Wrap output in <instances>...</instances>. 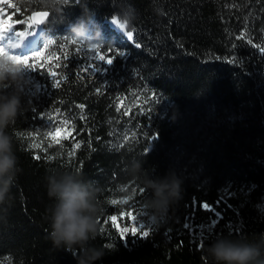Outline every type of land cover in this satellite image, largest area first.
<instances>
[{"label":"trees","instance_id":"trees-1","mask_svg":"<svg viewBox=\"0 0 264 264\" xmlns=\"http://www.w3.org/2000/svg\"><path fill=\"white\" fill-rule=\"evenodd\" d=\"M56 7L60 13L47 18L31 52L13 50H43L46 59L25 73L21 111L6 130L18 171L0 205V264H77L74 254L47 237L53 205L47 178L68 172L91 182L103 204L101 235L89 245L106 243L112 250L95 264H202V247L217 235L264 231V52L252 47L264 46V0H56ZM0 8V17L10 22L35 10L32 0H0ZM82 10L89 34L100 32L101 53H124L111 65L89 59L94 51L81 45L47 55L68 42ZM117 13L132 14L126 32L135 30L133 41L110 26ZM12 27L28 30L23 39L37 28ZM2 29L0 23V35ZM5 40L17 37L9 33ZM48 41L57 43L45 47ZM55 61L61 65L56 78L65 77L60 86L48 75L47 65ZM96 63L100 71L90 74L88 65ZM145 90L154 98L140 115L142 96L131 97ZM77 105H84L83 113ZM65 119L57 145L47 133ZM169 174L182 180L183 198L155 227L140 210L150 195L142 193L143 180ZM109 214L117 216L115 225ZM141 223L150 228L148 237L120 238L118 229Z\"/></svg>","mask_w":264,"mask_h":264},{"label":"clouds","instance_id":"clouds-1","mask_svg":"<svg viewBox=\"0 0 264 264\" xmlns=\"http://www.w3.org/2000/svg\"><path fill=\"white\" fill-rule=\"evenodd\" d=\"M32 3L48 11V17L60 13L56 0H32ZM155 11L157 15L161 14L160 9ZM82 12V18L69 28L65 39L92 51L102 48L100 32L89 34L84 22L88 12ZM114 20L116 23L113 24L122 32L133 25L131 13H117ZM26 72L22 66L13 65L0 57V86H3L0 90L12 89L11 93L0 95V205L6 202L18 171L13 137L6 130L21 111ZM143 185L142 193L150 195L142 200L140 210L147 222L159 227L183 198L182 180L169 174L164 180L145 178ZM46 191L53 201L47 217V237L55 248L74 254L77 264L82 258L85 264H95L96 260L112 250V246L106 243L94 247L89 245L90 241L100 237V220L104 216L99 191L91 182H86L82 174L68 172L59 177L49 176ZM201 250L204 257L202 264H264V231L235 236L219 234L210 246Z\"/></svg>","mask_w":264,"mask_h":264},{"label":"snow or ice","instance_id":"snow-or-ice-1","mask_svg":"<svg viewBox=\"0 0 264 264\" xmlns=\"http://www.w3.org/2000/svg\"><path fill=\"white\" fill-rule=\"evenodd\" d=\"M7 4L11 8L16 7V5H14L12 3H7ZM34 7H35V10L31 11V15L26 14L27 18L24 20L10 22L11 18H9L8 20H4L2 17H0V23L3 24L2 31L4 33V34L0 35V57L6 58L13 65L22 66L28 72H34V71H36V69L38 67L43 66V60L46 59L45 51L41 50L37 53L31 54V55H25V56H20V55L14 54L13 50L17 49L19 47V40H22L25 35L29 34V32H28V30L13 31L12 25H13V23L26 24L28 26V29H29V28H34L33 27L34 25H41V24L45 23L46 18H48V16H49L48 11L40 9L38 6H34ZM0 12H3V8H0ZM112 22L116 23V21L114 19ZM134 32H135V30L125 33L128 41H130V42L133 41ZM9 33H14V35L17 37L16 42H13L11 40H5V37ZM53 43H57V42L48 41V45H46L45 47H48L49 45H52ZM68 46H75V44L73 42H70V41L64 42L63 45L59 49H53L52 51H49L47 53V55L52 56L54 51H59L61 54H63V49L65 47H68ZM135 46L141 47V44L139 42H136ZM252 47L253 48L259 47L260 51L264 52V46H258L256 43H252ZM123 55H124V53L122 51H118L116 49H109L103 53H101L100 49H96L94 51V55H91L88 58L91 60L103 61L104 64L111 65L113 60L116 57L123 56ZM38 60L41 61L40 65L36 64V61H38ZM226 62L227 63H234V61H232V60H227ZM99 64L100 63L88 65V68L90 69V74L98 73L100 71ZM60 66L61 65L59 64V61H55L53 64L47 65V68L49 70L48 75L53 76V84L55 86H60L61 82L65 78L63 73L59 74V79L56 78L57 73H56L55 69L59 68ZM140 87H141V89H143L144 85L141 84ZM99 91H100V89L98 88L97 92H99ZM141 96H142V100H141ZM153 98H154V94L152 96H150L146 90L143 93H133V95L131 97V99L141 100V107L139 109L140 115H143L145 112H147L149 110L148 106L150 105L151 100ZM119 99H121V98L117 97V100H119ZM77 106L81 108V113H83L84 105H77ZM117 111H120V108L118 105H117ZM123 114L124 115L127 114V109L125 110V112ZM81 119H86V117H84L82 114ZM132 119H135V115H133ZM66 123H67V120L65 119L63 124H61L60 126H53L52 130H50L47 133V135L49 137H51V139L57 145H60L61 141L56 139V135L60 133L61 127H63ZM73 130L74 129L69 125L68 126V133L70 134V132ZM65 138H67V137H65ZM48 146L51 147V144ZM75 147L78 148V147H80V145L76 144ZM69 154L71 155V153H69ZM36 158H39V157H36ZM136 192L138 193L139 189H137ZM135 194L136 193H133L132 195L134 196ZM109 203H116V201L112 200V201H109ZM120 203L121 204H127L128 201L121 200ZM129 207H131L130 204H129ZM203 209L207 210V211H213V209H211L210 207H208L206 205L203 206ZM121 214H123V213H121ZM213 214L215 215L214 212H213ZM138 215H141V212L139 209L137 210V214H133L134 224L138 220ZM107 219L111 222L112 225H115L116 221H117V216L109 214L107 216ZM102 222L103 221L101 220V223ZM184 227L186 229H189V230L192 229V225H190L188 223H185ZM141 229H144V230L141 231ZM146 229H148V230H146ZM118 230H119L120 238H123L126 233L131 234V235H139L142 238L148 237L150 235V228L149 227L145 228V225L143 223L139 224V227H136V226L129 227V226L125 225L122 229H118Z\"/></svg>","mask_w":264,"mask_h":264},{"label":"bare ground","instance_id":"bare-ground-1","mask_svg":"<svg viewBox=\"0 0 264 264\" xmlns=\"http://www.w3.org/2000/svg\"><path fill=\"white\" fill-rule=\"evenodd\" d=\"M109 23H110V26H112V27L116 30V32L118 31L119 33H121V35H123V36L127 39V37H126V35H125L126 30L122 32V31H120V30H119V29L113 24V22H109ZM35 33H36V35H35ZM34 35H35V36H34ZM39 37H40V30H36L31 38H29V39H24V40H28V42L26 43V45H30V44H31V45H30V47H31V46H33V45H35V44L37 43ZM24 40H23V41H24ZM35 41H36V42H35ZM34 42H35V43H34Z\"/></svg>","mask_w":264,"mask_h":264},{"label":"rangeland","instance_id":"rangeland-1","mask_svg":"<svg viewBox=\"0 0 264 264\" xmlns=\"http://www.w3.org/2000/svg\"><path fill=\"white\" fill-rule=\"evenodd\" d=\"M35 35H36V33H35ZM35 35H34V36H35ZM27 42H28V40H24V41L21 40V41L19 42V47H18L17 49L21 50V51H22V54H23V52L27 54L28 52H31V50L34 48V47H33L34 45L31 46V47H30L31 44H30V45H26ZM35 42H36V41H35ZM35 42H34V43H35ZM22 54H20V56H25V55H22Z\"/></svg>","mask_w":264,"mask_h":264},{"label":"water","instance_id":"water-1","mask_svg":"<svg viewBox=\"0 0 264 264\" xmlns=\"http://www.w3.org/2000/svg\"><path fill=\"white\" fill-rule=\"evenodd\" d=\"M46 21H47V18H46ZM46 21H45V23H46ZM45 23H43L41 25H34V26H36L37 27V30H39Z\"/></svg>","mask_w":264,"mask_h":264}]
</instances>
